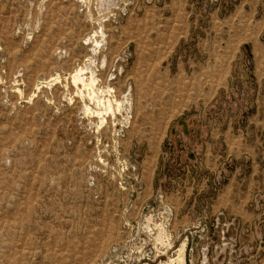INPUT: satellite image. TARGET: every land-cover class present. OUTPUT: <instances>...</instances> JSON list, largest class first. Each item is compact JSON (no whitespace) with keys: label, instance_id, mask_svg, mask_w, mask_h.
Wrapping results in <instances>:
<instances>
[{"label":"rangeland","instance_id":"1","mask_svg":"<svg viewBox=\"0 0 264 264\" xmlns=\"http://www.w3.org/2000/svg\"><path fill=\"white\" fill-rule=\"evenodd\" d=\"M0 264H264V0H0Z\"/></svg>","mask_w":264,"mask_h":264},{"label":"bare ground","instance_id":"2","mask_svg":"<svg viewBox=\"0 0 264 264\" xmlns=\"http://www.w3.org/2000/svg\"><path fill=\"white\" fill-rule=\"evenodd\" d=\"M81 70H82V69H81ZM80 72H81V71H80ZM109 105H110V104H109ZM109 107H110V106H109ZM109 107H108V108H109ZM110 109H111V107H110Z\"/></svg>","mask_w":264,"mask_h":264}]
</instances>
